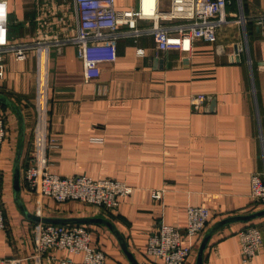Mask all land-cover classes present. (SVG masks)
Returning <instances> with one entry per match:
<instances>
[{
    "label": "crops",
    "instance_id": "1",
    "mask_svg": "<svg viewBox=\"0 0 264 264\" xmlns=\"http://www.w3.org/2000/svg\"><path fill=\"white\" fill-rule=\"evenodd\" d=\"M138 1L115 0V5L127 10ZM226 1L228 23L216 43L196 42L190 53L158 52L149 34L123 37L117 61L95 81L85 80L74 46L60 53L33 51L22 59L6 56L0 94L18 111L0 104L7 125L0 147L7 222L0 230V264H46L35 246L43 224L89 227L92 244L108 264H134L127 253L138 264H162L147 255L149 236L161 223L184 231L189 207L198 206L208 208L212 219L201 235L186 238L193 249L189 264H197L209 234L203 264H264V214L218 227L226 219L264 211L251 199L252 175L264 174V26L257 23L264 19V0ZM11 7L18 22L14 42L30 41L39 17L54 33L72 31L73 0H13ZM169 8V0L160 1V9ZM152 26V20L139 24ZM196 94L207 96L200 112L191 106ZM33 159L55 175L114 179L133 192L114 213L79 202L60 204L27 189L24 172ZM156 190H164L159 201L151 197ZM82 219L88 222H78ZM250 224L262 228L263 244L244 263L238 232ZM57 257L83 261L81 254L57 252Z\"/></svg>",
    "mask_w": 264,
    "mask_h": 264
},
{
    "label": "built area",
    "instance_id": "2",
    "mask_svg": "<svg viewBox=\"0 0 264 264\" xmlns=\"http://www.w3.org/2000/svg\"><path fill=\"white\" fill-rule=\"evenodd\" d=\"M11 1L0 0V78L5 69L8 54L18 59L26 58L33 51H56L60 53L67 46H74L77 56L84 66L87 82L100 78L105 66L117 61V43L120 38H137L144 34L153 37L158 52L179 50L193 51L196 42L213 44L218 41L221 27L228 23L225 15L226 0H169L170 8L160 9V1L155 0L149 7L147 0H139L138 6L118 10L115 0H73L75 19L72 31L62 35L49 30L50 22L42 17L37 19L36 35L27 42H14ZM152 20L153 26L139 27L141 21ZM66 25L65 17L59 19ZM165 22H178L165 26ZM245 27L246 19L240 17ZM257 23L264 26V19ZM207 96L196 94L191 97L193 112L202 111ZM7 139L5 118L0 116V147ZM27 189L34 194L51 197L57 203L79 202L114 213L123 199L130 196L133 188L114 179L96 180L88 176L62 177L49 171L42 160H31L24 172ZM251 199L255 205H264V174L255 173L251 177ZM164 190L151 193L153 200L159 201ZM0 185V230L7 227L4 209L1 205ZM210 210L203 206L189 207L188 225L184 231L161 223L149 236L147 255L162 264H189L193 249L186 238L201 235L211 221ZM241 257L244 263L256 257L263 244V230L256 225H247L238 232ZM37 257L46 264H73L70 257L58 258L57 252L83 256L81 264H108L105 253L92 244L91 231L85 225L43 224L35 233Z\"/></svg>",
    "mask_w": 264,
    "mask_h": 264
},
{
    "label": "water",
    "instance_id": "3",
    "mask_svg": "<svg viewBox=\"0 0 264 264\" xmlns=\"http://www.w3.org/2000/svg\"><path fill=\"white\" fill-rule=\"evenodd\" d=\"M0 103L1 104H5V105H10V106H12L13 108H15L17 110L15 104H13V102L10 101V99L7 98L5 95L0 94ZM19 180H20V178H19V166L17 165V168H16V176H15V183H16L15 184V187H16V190L17 191L20 189ZM263 214H264V211L263 212H260V213H254V214H251V215L237 216V217L229 218V219H226V220L220 222L218 224V227L219 226H224V225H229L231 223H235V222H239V221H251L253 219H256V218L260 217ZM60 221H63L64 222V220H60ZM93 221L96 222V223H100V224H104V225L111 226V224H109V222L107 220H105V219H94ZM78 222H80V223H86L88 221L82 219L81 221H78ZM215 228H217V227H215ZM214 230L215 229H212L210 233L212 234ZM210 237H211L210 234L207 235L205 237L202 245H201L200 251L198 253L197 264H203V255H204V252H205V250L207 248V245H208V242L210 240ZM127 255L133 261L134 264H138L132 258V255H130V253H127Z\"/></svg>",
    "mask_w": 264,
    "mask_h": 264
},
{
    "label": "bare ground",
    "instance_id": "4",
    "mask_svg": "<svg viewBox=\"0 0 264 264\" xmlns=\"http://www.w3.org/2000/svg\"><path fill=\"white\" fill-rule=\"evenodd\" d=\"M149 7H153L155 0H147Z\"/></svg>",
    "mask_w": 264,
    "mask_h": 264
},
{
    "label": "rangeland",
    "instance_id": "5",
    "mask_svg": "<svg viewBox=\"0 0 264 264\" xmlns=\"http://www.w3.org/2000/svg\"><path fill=\"white\" fill-rule=\"evenodd\" d=\"M13 19H15V17H14ZM16 23H18V22H16ZM17 27H18V24H17V25H15V28H17Z\"/></svg>",
    "mask_w": 264,
    "mask_h": 264
},
{
    "label": "trees",
    "instance_id": "6",
    "mask_svg": "<svg viewBox=\"0 0 264 264\" xmlns=\"http://www.w3.org/2000/svg\"><path fill=\"white\" fill-rule=\"evenodd\" d=\"M1 104V103H0ZM3 106H5V104H2Z\"/></svg>",
    "mask_w": 264,
    "mask_h": 264
}]
</instances>
